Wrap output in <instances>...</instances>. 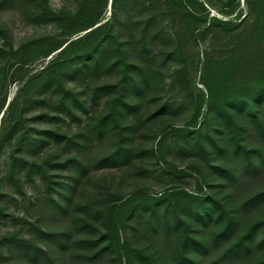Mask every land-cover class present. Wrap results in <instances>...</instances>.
<instances>
[{"label":"rangeland","instance_id":"obj_1","mask_svg":"<svg viewBox=\"0 0 264 264\" xmlns=\"http://www.w3.org/2000/svg\"><path fill=\"white\" fill-rule=\"evenodd\" d=\"M0 264H264V0H0Z\"/></svg>","mask_w":264,"mask_h":264},{"label":"trees","instance_id":"obj_2","mask_svg":"<svg viewBox=\"0 0 264 264\" xmlns=\"http://www.w3.org/2000/svg\"><path fill=\"white\" fill-rule=\"evenodd\" d=\"M89 31H90V30H89ZM73 42H75V41L70 40V41L66 42V43L62 46V48H60L59 51H63V50H65V49L67 48V46H69L70 44H73Z\"/></svg>","mask_w":264,"mask_h":264}]
</instances>
